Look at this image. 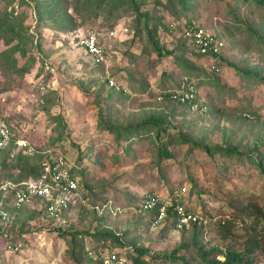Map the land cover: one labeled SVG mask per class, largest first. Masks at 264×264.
I'll return each instance as SVG.
<instances>
[{"label":"rangeland","instance_id":"rangeland-1","mask_svg":"<svg viewBox=\"0 0 264 264\" xmlns=\"http://www.w3.org/2000/svg\"><path fill=\"white\" fill-rule=\"evenodd\" d=\"M133 1L147 14L148 27H156L159 47L172 55L153 51L146 23L131 0H0V118L15 139L8 154L0 153V180L14 181L19 167L25 170L32 158L55 150L80 171L91 191L83 214L79 205L73 207L62 231L49 229L36 214V203L1 220L0 264L97 263L88 251L96 248L102 232L146 251L150 264H202L192 246L195 236L202 234L199 247L207 251L223 249L228 242L218 240L215 223L232 219L237 242L243 243L242 221L248 214L243 208L257 203L264 215V175L251 162L264 166V5L253 0ZM51 6L54 11L47 10ZM191 22L224 41L223 56L233 67L213 73L199 62L184 43ZM6 23L26 30L32 43L15 50L17 41L3 29ZM79 28L99 35L108 55L100 67L68 39ZM196 69L203 73L192 80L209 99L208 113L191 115L175 104L158 103L159 93L179 90L185 75ZM111 79L130 96L111 94L106 88ZM150 115L167 123L159 127V139L156 129L144 123ZM126 127L137 135L121 138L118 132L124 135ZM182 137L238 153L209 157ZM162 143L171 160L160 156ZM22 173L25 179L34 177ZM174 189L199 214L201 226L184 232L170 223L147 229L144 213L134 209L140 199ZM108 202L123 212L113 216L106 209L98 222L91 208ZM259 221L257 230H264V218ZM69 231L79 234L73 238ZM111 240L103 241L109 246ZM13 245L19 249L9 250ZM126 249L113 251L127 255ZM255 257L256 264H264V251Z\"/></svg>","mask_w":264,"mask_h":264},{"label":"built area","instance_id":"built-area-1","mask_svg":"<svg viewBox=\"0 0 264 264\" xmlns=\"http://www.w3.org/2000/svg\"><path fill=\"white\" fill-rule=\"evenodd\" d=\"M68 39L76 43L95 65L108 60L107 51L99 42V35L92 30L76 29L68 34ZM184 37L191 43L194 53L200 55H216L225 47L223 40L217 38L207 29L195 23L186 26ZM213 68V66H212ZM109 86L116 90L126 91L114 80H109ZM170 99L180 104L187 105L191 113L203 114L207 107L198 99V91L194 82L184 79L179 90L169 92ZM161 99V97H159ZM202 104V105H201ZM14 139V133L10 130L7 122L0 118V150L5 148ZM71 167L65 158L54 150L45 153L42 164V173L39 178H30L23 182L5 181L0 184V219L9 220L8 209H19L24 205L36 203L39 212L50 225L49 229L62 231L69 226L65 212L75 206H85L87 202V191L75 177L69 173ZM139 203L141 211L155 210L156 217L150 228L156 229L165 222L173 223L176 231L188 230L194 223L202 221L198 213L189 212L182 194L173 191L171 195H146ZM99 216L107 211L111 215L122 213L120 208H112L109 202L94 207ZM9 250L17 251L19 245L9 246ZM119 253V252H118ZM88 255L100 264H131L129 259L118 256L117 252L108 249L91 248Z\"/></svg>","mask_w":264,"mask_h":264},{"label":"trees","instance_id":"trees-1","mask_svg":"<svg viewBox=\"0 0 264 264\" xmlns=\"http://www.w3.org/2000/svg\"><path fill=\"white\" fill-rule=\"evenodd\" d=\"M253 1L264 5V1H261V0H253ZM131 4H134V7H135L134 11L138 14V17H142L146 23L144 26L145 31H146L145 34L147 36L148 43L150 44V46L152 47V49L156 53V55H158L159 57H162L164 53H166L168 55H172L173 54L172 51H170V52L164 51L162 48L159 47L158 40L156 39L157 29H156V27H153V26L151 28L148 27L149 18L147 16V14H143L142 12H140L137 4L133 0H131ZM54 8H55L54 6H51V7H48L47 10L54 11ZM191 24H192V22L186 26H190ZM17 28H19L18 25H15L13 23H6L5 25H3V29L4 30L7 29V31H9V33H11L13 35L12 40L17 41V46L15 47V50H19V48H20L19 46H22V48H23L25 45L32 43V37H30V35H25L26 30L20 29L18 31H15V30H17ZM74 30H76V29H74ZM99 42L102 43L100 38H99ZM184 43H185V45H187L188 48L191 49V51H193V49L191 48V43L187 39L185 40ZM225 49H226V46L220 51L219 54H216V55H208V54L207 55H200V54H196V53L195 54H196V58L199 59V62L201 61L202 63L209 65V67H211V71L213 73H219V70L223 66L228 67V65H229L230 67H233V64L228 63L226 61L225 56H223V52L225 51ZM101 64H103V63H101ZM101 64H98L97 67H100ZM212 66H213V68H212ZM200 68L202 71H204L202 69L204 67H200ZM202 71L199 72L198 69H196V72L191 73L190 75H185L186 76L185 78H187L189 81H191L193 78H198V76L203 73ZM14 72L16 73V71H14ZM17 72H18L17 73L18 75L23 74V72L21 73V70H18ZM243 74L245 77L251 76L250 72H244V73L242 72V75ZM260 80L262 82H264V77L260 78ZM194 85H195L196 90L198 91L199 82L198 81H197V83L194 82ZM179 86L180 85H177L176 89L179 88ZM106 88L110 90L111 94L112 93L118 94V95L123 94V93L127 94L126 93L127 91L123 92V90H116L115 88L110 87L107 80H106ZM128 94L124 95V96H130ZM159 97H161V99H159ZM169 97H170V94L168 91H162L161 93H159L157 95L156 99H157L158 103H160V104H167L168 103V104H175L178 107L180 106V108L185 109V111L189 112L191 115H194V114L195 115H204V114L191 113L189 111L187 105L180 104L176 101H172ZM198 99L202 100V104H204L207 107V113H208V111L211 107V105L209 103V99H205L199 93H198ZM5 121H6V119H5ZM144 123L146 125L156 129L157 139H159V132H160L159 127L163 126V129H165V126H167V123L164 124V121L160 115H150V117L146 121H144ZM10 130H13V129H10ZM137 133H138V131H135V128L126 127V130L124 131V135H121L119 132H118V135L121 136V138L128 140L131 137H134L135 135H137ZM182 142L184 144H191L195 147H198L200 150H202L204 153H206L209 157H213L216 153H219L220 155H222L224 157L238 153L237 149L233 148V147H230L227 149L224 148L221 150H219V148H212L211 149L209 147L202 146L201 144H198L195 141H190V139H188L186 137H182ZM14 143H15V139H12V141L5 148L0 150V153L6 152L8 154L9 151L12 149V148H10L11 145H13ZM36 152L34 151L33 154H38V152L37 153ZM159 154L165 160L166 159L171 160L173 158L172 152L169 151L167 149L166 145L163 143L159 146ZM32 159H34L35 162L34 163L28 162L27 168L25 170L22 167H19V168L22 170V172L29 171V173H32V175L34 177H30V178L37 179L40 177V175L42 173V164L45 160V155H43L42 159L40 156H36L35 158H32ZM65 160H67V159L65 158ZM251 162L254 165H256L258 167L260 173L264 175V166L259 161H256L255 159H253ZM67 163H68V161H67ZM31 164H33V165L31 166ZM22 172L19 171L18 177H16L17 179H13L14 181H12V182L18 183V182H23V181L30 179V178L25 179L23 177L24 173H22ZM69 173L72 175V177H75L80 184L83 185V187L86 191L87 190H88V192L90 191V188L84 182V180L80 176V171L78 173V171L76 170V167H71V169L69 170ZM5 181H10V180H3V181L0 180V184L5 182ZM173 191H178V190L174 189L168 194L171 195L173 193ZM88 192H87L86 197H88ZM147 194L148 195H158V193H153V192H148ZM142 200L143 199H140L139 203H141ZM86 205L85 206H82V205L78 206L79 210H81V212H80L81 214H83V212L85 211ZM25 207H26V205L22 206L19 209H15V208L8 209V212H10L9 219L12 218L13 213L20 212ZM93 208H91V210L97 216V218H98L97 221L98 222H101L102 220L104 221V218L100 217L97 214V211H95ZM134 209L135 210L140 209L139 204H137V206ZM187 210L189 212L196 213L195 211L190 209L188 206H187ZM243 210L248 213L246 215L245 220H247V222H249L248 227H246L245 224H243V223H245V220L242 221V228H243V231L245 232V237H246V239L243 241V243L237 242V238L234 235V228H235L236 221L232 220V219H228L225 221H218L217 223H215L216 236H217L218 240L223 242L224 244H225V242H228L227 245L226 244L224 245L223 249H219L218 247H212L211 249H209L207 251L203 248V245L201 247H199L200 243H199V240H197V238H201L202 234L194 237L195 239H194V243L192 246L194 248H196V252H197L202 264H256L257 259L255 256H256L257 252L258 251H264V230H257V227L260 223L259 219L264 218V215H263V213H262V211H261V209L257 203H252L250 205H247L243 208ZM70 211H71V209L68 210L67 212H65V214H64V217L66 218V220H67V218H70V216H71ZM142 213H144L143 216L145 217V225L148 229V228H150L152 222L154 221V219L156 217V212H155V210H149L146 212L142 211ZM36 214H42V213L39 212ZM42 217H44L43 214H42ZM80 218L83 219V217H80ZM0 221H1V219H0ZM166 223H169V222L168 221L165 222L164 225ZM200 223H201V221L198 223H194L190 226V228L199 227V226H201ZM170 224H171V227L174 229V224L173 223H170ZM184 231H187V230H181L180 232H184ZM69 232H73V231H69ZM78 234L79 233H76V232L71 233L73 238L77 237ZM102 234L103 235L98 236V238L95 240L96 243L99 242L96 244L97 245L95 248L96 250L108 249L110 252H113V250H115V249L125 250V248H127L126 249L127 255H126V252L124 254V253H122V251H119V253H117V255L121 256V254H124L131 261V264H150V262H148L145 259L146 251H143V250H141V249H139L133 245L130 247V244L126 245L124 243V241H122L124 239H120V237H112L109 233H106V232H102ZM0 235H2L1 231H0ZM100 238H102V240ZM106 238L107 239L112 238V240H111L112 245H109V246L105 245L106 242L103 240ZM129 252H131V253L129 254ZM90 262H91V264H100L99 262L98 263H93L92 261H90Z\"/></svg>","mask_w":264,"mask_h":264},{"label":"crops","instance_id":"crops-1","mask_svg":"<svg viewBox=\"0 0 264 264\" xmlns=\"http://www.w3.org/2000/svg\"><path fill=\"white\" fill-rule=\"evenodd\" d=\"M114 208H117V207H114ZM118 208H120V207H118ZM121 209V208H120Z\"/></svg>","mask_w":264,"mask_h":264}]
</instances>
